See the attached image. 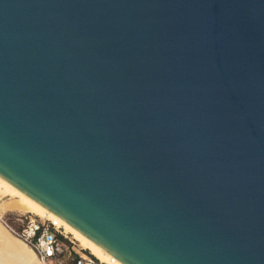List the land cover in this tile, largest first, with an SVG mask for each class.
<instances>
[{
    "label": "water",
    "instance_id": "water-1",
    "mask_svg": "<svg viewBox=\"0 0 264 264\" xmlns=\"http://www.w3.org/2000/svg\"><path fill=\"white\" fill-rule=\"evenodd\" d=\"M0 176L124 264H264V0H0Z\"/></svg>",
    "mask_w": 264,
    "mask_h": 264
},
{
    "label": "bare ground",
    "instance_id": "bare-ground-1",
    "mask_svg": "<svg viewBox=\"0 0 264 264\" xmlns=\"http://www.w3.org/2000/svg\"><path fill=\"white\" fill-rule=\"evenodd\" d=\"M0 189L11 196L0 201V213L7 208L35 212L45 215L57 226H62L65 231L71 233L82 246L89 249L97 258L106 264H124L106 251L100 245L92 241L78 229L70 225L54 212L35 201L27 194L20 191L14 185L0 176ZM0 264H43L37 257L33 248L26 242L10 233L0 222Z\"/></svg>",
    "mask_w": 264,
    "mask_h": 264
},
{
    "label": "built area",
    "instance_id": "built-area-1",
    "mask_svg": "<svg viewBox=\"0 0 264 264\" xmlns=\"http://www.w3.org/2000/svg\"><path fill=\"white\" fill-rule=\"evenodd\" d=\"M0 222L10 233L33 248L43 264L51 262L69 264L63 257L64 246L58 236L63 233L48 220L31 213H24L9 219L0 213ZM72 260L74 264H103L96 256L87 251L77 253L72 257Z\"/></svg>",
    "mask_w": 264,
    "mask_h": 264
},
{
    "label": "rangeland",
    "instance_id": "rangeland-1",
    "mask_svg": "<svg viewBox=\"0 0 264 264\" xmlns=\"http://www.w3.org/2000/svg\"><path fill=\"white\" fill-rule=\"evenodd\" d=\"M11 196L7 195L6 192H4L3 190L0 189V201L2 199H5V198H10ZM4 217L6 218H9V219H13L14 217L16 216H19V215H23L24 213H31L33 215H36L38 217H42L46 220H48L50 223H52V225L58 227L59 230L62 231V233L66 236H64L62 234V237L61 240L63 242V246H64V253H63V257L65 259V261L67 263H71L73 260H72V257L74 255H76L77 253L79 252H82V251H87V252H90L89 249L85 248L84 246H82L80 244V242L78 240H76L73 235L67 231L64 230V228L62 226H57L56 224H54L50 219H48L47 216L45 215H40V214H37L35 212H31V211H24V210H18V209H11V208H7L5 209L4 211L1 212ZM91 253V252H90ZM93 254V253H92ZM94 255V254H93ZM95 256V255H94ZM98 260H100L99 258H97ZM101 261V260H100ZM103 264H106L105 262L101 261ZM48 264H58L56 262H51V263H48Z\"/></svg>",
    "mask_w": 264,
    "mask_h": 264
},
{
    "label": "trees",
    "instance_id": "trees-1",
    "mask_svg": "<svg viewBox=\"0 0 264 264\" xmlns=\"http://www.w3.org/2000/svg\"><path fill=\"white\" fill-rule=\"evenodd\" d=\"M58 236H59L60 238H63L61 234H58ZM69 264H74V262L72 261V262L69 263Z\"/></svg>",
    "mask_w": 264,
    "mask_h": 264
}]
</instances>
